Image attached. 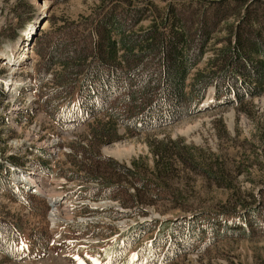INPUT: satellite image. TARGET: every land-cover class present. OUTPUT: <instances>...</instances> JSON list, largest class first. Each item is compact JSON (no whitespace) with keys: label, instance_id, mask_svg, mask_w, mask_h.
<instances>
[{"label":"rangeland","instance_id":"374dc122","mask_svg":"<svg viewBox=\"0 0 264 264\" xmlns=\"http://www.w3.org/2000/svg\"><path fill=\"white\" fill-rule=\"evenodd\" d=\"M127 1L129 6L147 7V17L134 27L136 31H144L155 11L179 0ZM188 1H198L199 6L219 1L233 8L232 15L222 20L197 65L198 70H205L215 55L214 49L224 45L240 16L234 17V0ZM240 1L243 3L241 9L254 2L252 6L256 10H263L260 6H264V0ZM106 4L101 0H0V219L10 226L21 227L16 236L23 244L18 243L17 250L9 256L0 250V264H110L109 252L105 249L128 226L145 220H185L204 210L230 213L228 209H234L237 196L246 206L258 207L260 212L258 216L248 214L249 220L244 221L248 220L244 233L249 232L251 238L214 243L198 255L183 257L179 264H264V88L259 96L247 98L242 104L220 103L217 100L223 95L215 98L213 87L209 88L197 113H189L174 123L148 131L124 133L120 128L118 132L122 138L119 141L98 148L99 156L114 160L121 169L133 168V163L138 162L143 167L140 172L148 174L155 166L151 147L160 142L166 146L170 163L177 168L164 187V201L145 206L143 216L135 214L133 208L124 209L120 200L86 197L89 187L96 186L84 179L89 176L86 170L78 172L82 177L67 178L66 170L73 167L72 161L94 164L76 153L73 148L76 143L96 153L97 149L87 125L64 129L52 120L47 98L52 93L56 70L45 72L43 61L51 41L61 31L66 30L62 41L75 37L81 45L84 32L92 28L94 19ZM122 7L119 5L115 9L117 16ZM34 22H37L32 27L34 32L25 43L22 37L29 33ZM21 53L23 60L17 59ZM2 57L8 58L2 60ZM194 74L195 71L189 79ZM39 75H45L40 83ZM77 98L67 99L63 105L77 104ZM174 145H178V149ZM183 156L189 162L192 158L201 165L204 162L218 169L224 163L228 174L225 182L231 190L207 180L203 172H193L190 165L181 164ZM9 157H15L19 164H10ZM40 159L52 172L41 169ZM121 172L106 169L101 175L112 178L114 185L119 186V196L125 200L124 193L134 191L128 177ZM26 183L32 184L33 190H29ZM12 188L24 191L31 205L16 199L11 194ZM50 200H57V204L50 206ZM242 209L233 213V218L228 216L235 225L234 231L241 230L240 219L247 212ZM127 211L132 214L119 216ZM199 219H193L195 224L206 225V221ZM152 235L146 234L141 245H133L130 251H122L120 261L146 264L136 259L141 256L137 249L149 242ZM39 237L44 246L37 244Z\"/></svg>","mask_w":264,"mask_h":264},{"label":"trees","instance_id":"16d2710c","mask_svg":"<svg viewBox=\"0 0 264 264\" xmlns=\"http://www.w3.org/2000/svg\"><path fill=\"white\" fill-rule=\"evenodd\" d=\"M107 1L108 4L101 0L106 7L103 6V11L94 19L92 28L84 32L81 45L75 37L62 41L66 30L51 41L43 61V67L46 64L47 68L45 72L56 70L52 93L47 98L51 105L49 112L56 125L64 129L77 124L87 125L90 139L97 149L96 153L76 143L73 147L76 153L94 164L72 161L73 167L66 170L67 178L82 177L78 172L86 170L89 176L84 179L96 184L89 187L86 197L120 200L124 209L133 208L135 214L143 216L145 206L164 201V187L177 168L170 163L166 146L160 142L151 147L155 166L148 174L140 172L143 167L138 162L133 163V168L121 169L114 160L99 156L98 148L119 141L122 138L118 132L120 128L124 133L148 131L174 123L189 113H197L198 106L212 87L215 98L223 95L217 100L220 103L242 104L247 98L259 96L264 88V6H260L263 9L260 12L252 6L254 2L241 9L243 3L234 0V17L240 16L237 26L230 31L224 45L214 49L215 55L208 61L207 68L198 70L197 65L222 20L232 15L233 8L228 4L209 1L205 6H199L198 1H175L167 8L155 11L146 30L136 31L134 27L147 17V7L129 6L127 0L124 3ZM119 5L123 7L117 16L115 9ZM44 76L39 75V83ZM74 97H79L77 104L63 105L65 100H73ZM174 148L178 149V145ZM187 159L180 157L181 164L190 165L193 172H203L207 180L231 190L225 182L228 174L224 163L218 169L208 167L203 161L201 165L192 158L191 163ZM7 161L19 164L15 157H9ZM39 161L42 170L52 172L45 161ZM106 169L113 172L121 170L133 185L134 192L124 193L125 200L119 196V186L114 185L112 178L101 175ZM11 194L27 206L31 205V199L28 200L21 191L12 188ZM234 206V209H228L230 213L204 210L185 220L136 222L125 232L118 233L115 242L106 249L110 264H123L120 261L122 251L141 245L146 234L153 235L149 242L137 249L141 256L136 257L146 264H179L183 257L198 255L214 243L231 238L249 239L251 234L244 233L250 218L248 214L258 216V207L246 206L238 196ZM241 207L247 212L240 219L241 230L234 231L235 225L228 216L233 218V213H238ZM130 214L127 211L119 216ZM198 218L206 221L207 226L195 224L193 219ZM245 219L248 220L244 222ZM14 227L0 219V250L8 256L17 250L16 234L21 227ZM37 244L44 246L41 237Z\"/></svg>","mask_w":264,"mask_h":264},{"label":"bare ground","instance_id":"6f19581e","mask_svg":"<svg viewBox=\"0 0 264 264\" xmlns=\"http://www.w3.org/2000/svg\"><path fill=\"white\" fill-rule=\"evenodd\" d=\"M35 23H37V22H34V23H33V25L31 26V28L29 29V33L26 32V33L23 35V37H22V41L25 40V41H24L25 43H26L27 41H29L30 36L33 34L34 30L32 31V27H33L34 25H36ZM27 37H28V38H27ZM18 48H19V47H18ZM23 56H24V54L21 53L20 56L17 57V59L20 58V60H23V59H24ZM4 58H5V59H4ZM6 58H8V57H2V60H7ZM0 59H1V58H0ZM50 202H51V204L56 203V202H53V200H50Z\"/></svg>","mask_w":264,"mask_h":264}]
</instances>
